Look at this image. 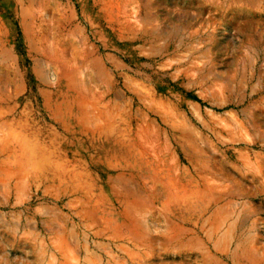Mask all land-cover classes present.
Masks as SVG:
<instances>
[{
	"label": "rangeland",
	"instance_id": "obj_1",
	"mask_svg": "<svg viewBox=\"0 0 264 264\" xmlns=\"http://www.w3.org/2000/svg\"><path fill=\"white\" fill-rule=\"evenodd\" d=\"M0 264H264V0H0Z\"/></svg>",
	"mask_w": 264,
	"mask_h": 264
}]
</instances>
